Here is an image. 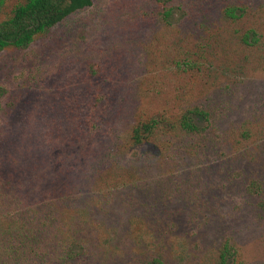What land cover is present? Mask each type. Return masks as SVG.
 <instances>
[{"label": "rangeland", "instance_id": "obj_1", "mask_svg": "<svg viewBox=\"0 0 264 264\" xmlns=\"http://www.w3.org/2000/svg\"><path fill=\"white\" fill-rule=\"evenodd\" d=\"M229 1L92 0L0 50V264H264V0Z\"/></svg>", "mask_w": 264, "mask_h": 264}, {"label": "trees", "instance_id": "obj_2", "mask_svg": "<svg viewBox=\"0 0 264 264\" xmlns=\"http://www.w3.org/2000/svg\"><path fill=\"white\" fill-rule=\"evenodd\" d=\"M92 0H25L17 4L10 16L0 20V50L8 46L26 47L34 37L55 25L75 10L90 6ZM174 5V4H173ZM247 4L243 1L230 0L223 8L222 15L226 18L236 20L246 13ZM176 8V7H175ZM175 8L164 7L162 18L168 21L173 15ZM241 41L246 44L258 41L254 29H248L241 36ZM2 88H0V94ZM161 120L158 117H150L141 120L132 130V138L136 143H141L150 137L159 127ZM177 127L186 133L203 132L209 125V112L199 106H189L178 116L175 122ZM174 125V124H173ZM162 126V125H161ZM20 230L21 227L13 222L7 223V231ZM10 244H1L4 253H14L20 250L17 244L22 245L18 240H10ZM77 250L76 242L64 246L65 257L71 258ZM234 252L228 242L222 244L219 251V264H240L233 258ZM156 264H159L156 262Z\"/></svg>", "mask_w": 264, "mask_h": 264}]
</instances>
